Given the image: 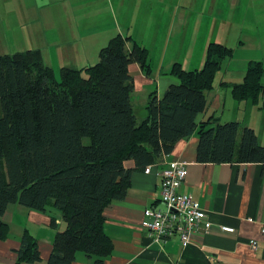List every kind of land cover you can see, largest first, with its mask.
I'll return each instance as SVG.
<instances>
[{"label":"crops","instance_id":"0c3cea01","mask_svg":"<svg viewBox=\"0 0 264 264\" xmlns=\"http://www.w3.org/2000/svg\"><path fill=\"white\" fill-rule=\"evenodd\" d=\"M252 1L254 5H250ZM43 2L0 0L3 42L14 43L20 38L28 44V49H38L44 63L56 75L62 67L83 68L96 63L99 50L114 35L129 37L126 42L128 51L134 41L148 52V73L137 62L128 65L134 86L132 110L138 121L147 117L150 93L155 92L160 98L170 84L177 82L171 75L174 63H180L186 70L199 69L210 42L228 45L226 39L231 35L247 34L256 39L254 35L260 34L258 58H255L254 51L250 56L244 53L246 58L242 64L238 59H232L233 50L231 56L224 58L222 67L224 65L225 69L220 68L216 73L212 88L205 93L206 109L198 113L196 121L214 116L220 122L228 109L224 121H237L240 130L251 127L259 144L264 145V74L260 79L263 92L257 102L238 100L232 94V87L242 82L249 61L258 60L264 66L261 16L264 8H257L264 0ZM201 2H209V10L207 5L202 11ZM220 2L225 3L226 9L221 8ZM194 4L199 10H190L189 5ZM43 5L52 6L45 22L42 11L47 8L44 9ZM253 9L255 13L251 15ZM21 30L25 33L19 32ZM240 43L236 52L244 47ZM240 54L242 56L243 52L239 51ZM227 104L229 107L226 108ZM136 106L140 109L139 117ZM197 142V132H194L178 140L171 153L147 164L142 170L132 171L125 197L110 202L103 212L104 231L113 244L112 253L103 264H264V233L261 232L264 227V164L200 163L196 161ZM171 160L186 163L187 175L178 191L192 194L211 221L208 230L197 232L186 245L177 235L164 243L155 242L142 227L144 208L162 207L159 200L160 170ZM133 164L132 160L126 162L128 167ZM147 166L150 169L145 172ZM52 216L57 227L62 228L64 224L56 209L39 211L18 203L9 204L1 217L9 230L8 235L0 240V264H16L17 249L25 232L36 240L40 259L19 264H48L57 231V227L50 224ZM221 225L232 227L234 231H222ZM252 242L256 243L255 248ZM72 264H94V257L80 251Z\"/></svg>","mask_w":264,"mask_h":264},{"label":"trees","instance_id":"16d2710c","mask_svg":"<svg viewBox=\"0 0 264 264\" xmlns=\"http://www.w3.org/2000/svg\"><path fill=\"white\" fill-rule=\"evenodd\" d=\"M128 40L114 35L96 63L62 67L59 78L38 49L0 55V240L8 235L1 217L9 204L56 209L64 226L58 228L51 217L57 231L48 264H72L80 251L103 264L113 250L104 231L106 206L125 197L133 170L171 153L194 132L197 162L264 164V145L251 127L240 130L237 121L218 122L214 116L196 121L232 48L210 42L199 69L174 63L177 82L160 98L150 93L147 117L138 121L128 65L137 62L148 73V52L134 41L128 51ZM263 74L261 61H249L242 82L232 87L233 97L257 102ZM39 259L36 240L23 233L16 264Z\"/></svg>","mask_w":264,"mask_h":264},{"label":"built area","instance_id":"2783aa9c","mask_svg":"<svg viewBox=\"0 0 264 264\" xmlns=\"http://www.w3.org/2000/svg\"><path fill=\"white\" fill-rule=\"evenodd\" d=\"M150 166L144 171L148 172ZM187 175L184 161L165 162L160 170L159 200L162 207H146L143 210L142 227L155 242L164 243L169 237L177 235L183 245L189 244L194 235L202 229L208 230L211 221L204 208L190 193H182L178 188ZM225 232H233L229 226L221 225ZM261 232L264 233V227ZM252 247L256 243L252 242Z\"/></svg>","mask_w":264,"mask_h":264},{"label":"rangeland","instance_id":"374dc122","mask_svg":"<svg viewBox=\"0 0 264 264\" xmlns=\"http://www.w3.org/2000/svg\"><path fill=\"white\" fill-rule=\"evenodd\" d=\"M47 1L48 0H44V2H47ZM183 4L184 3L182 2V6H183ZM251 4L254 5L255 3H253V1H252V3H250V5ZM207 5H208V10H209L210 3L209 2H203V3L201 2L200 9L202 11H205L207 9ZM38 6H41V5H38ZM201 6H202V8H201ZM220 6H221V8L226 9L225 3L220 2ZM42 7H44V9L47 8V9H45V11H42V14L44 16V20L43 21L45 22L46 16L49 14V10L48 9H50L52 6L51 5H48V6H44L43 5ZM189 7H190V10L191 11L192 10L193 11L199 10V7L197 6V4L189 5ZM257 8H264V2L261 3L260 5H257ZM1 12H2V7H1V3H0V55H3V54H12V53L17 52V51L27 50L29 48L28 47V44L25 43L20 38H18V41H15L14 43H13V41H10L9 44H7L6 41L3 42V39H2L3 36H2V33H1L2 32V25H1L2 24V20H1L2 14H1ZM254 13H255V11L253 9V11L251 12V15H253ZM236 14H238V12ZM241 15L242 14H240L239 17ZM261 16H262V24H264V12L261 13ZM203 29H205V22H204V25H203ZM22 31H24V33H25V30H21L19 32H22ZM254 36L257 37V38L254 39V37H252L251 35H247V34H245V35L244 34H235V35H231L228 39H226V43L229 45L230 48H232L233 53H234L232 59H234V60H237L238 59V62H240V63L243 64L244 63V58H246V57H244V53H246L248 56H250V54L253 53L252 51L255 52V56H256L255 58H258L259 57V51L257 49H260L259 43H260V39L261 38L259 37L260 34L254 35ZM240 42H242L243 45H244L243 48H240L239 49V51H242L243 52V55L242 56H241V54L238 55L239 54V51L236 52V49H238L239 47H241V45H240L241 43ZM228 45H226V46H228ZM224 67H225L224 65H223V67L221 65V69L222 70L225 69ZM232 67L233 68H237L238 66L237 65L236 66L232 65ZM218 71H220V69ZM59 76H60L59 73H57L56 74V78H59ZM227 107H229L228 104L226 105V108ZM135 109H136V114L139 117L140 116V109L138 108V106H136ZM228 113H229V111H228V109H226L225 112H224V115H223L224 117L221 118V121L220 122H224V120H226L224 118H226L225 116Z\"/></svg>","mask_w":264,"mask_h":264}]
</instances>
